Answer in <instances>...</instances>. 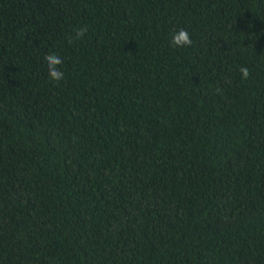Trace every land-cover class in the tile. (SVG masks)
<instances>
[{
  "label": "trees",
  "instance_id": "1",
  "mask_svg": "<svg viewBox=\"0 0 264 264\" xmlns=\"http://www.w3.org/2000/svg\"><path fill=\"white\" fill-rule=\"evenodd\" d=\"M0 264H264V0H0Z\"/></svg>",
  "mask_w": 264,
  "mask_h": 264
},
{
  "label": "clouds",
  "instance_id": "2",
  "mask_svg": "<svg viewBox=\"0 0 264 264\" xmlns=\"http://www.w3.org/2000/svg\"><path fill=\"white\" fill-rule=\"evenodd\" d=\"M88 29L87 27H81L76 31V37L82 38ZM170 43L173 47L183 48L185 46H191L193 44V40L190 32L185 28H180L179 30L171 33ZM45 61L47 64L48 75L54 81H61L64 78V71L61 70V65L63 64V59L59 54H48L45 56ZM239 73L241 75V79L247 80L251 76V70L248 66L242 65L239 68Z\"/></svg>",
  "mask_w": 264,
  "mask_h": 264
}]
</instances>
